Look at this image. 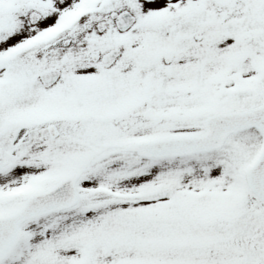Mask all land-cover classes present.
I'll list each match as a JSON object with an SVG mask.
<instances>
[{
    "label": "snow or ice",
    "instance_id": "1",
    "mask_svg": "<svg viewBox=\"0 0 264 264\" xmlns=\"http://www.w3.org/2000/svg\"><path fill=\"white\" fill-rule=\"evenodd\" d=\"M0 264H264V0H0Z\"/></svg>",
    "mask_w": 264,
    "mask_h": 264
}]
</instances>
